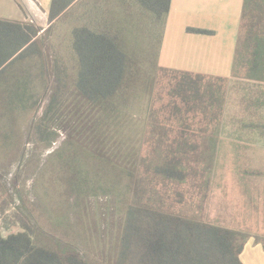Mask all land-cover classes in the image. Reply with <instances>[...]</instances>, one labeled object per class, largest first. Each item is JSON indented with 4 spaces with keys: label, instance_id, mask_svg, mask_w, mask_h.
<instances>
[{
    "label": "rangeland",
    "instance_id": "374dc122",
    "mask_svg": "<svg viewBox=\"0 0 264 264\" xmlns=\"http://www.w3.org/2000/svg\"><path fill=\"white\" fill-rule=\"evenodd\" d=\"M38 2L46 8L50 0ZM41 5L31 0L30 9L27 4L22 11L20 0H0V17L19 21L25 16V22L43 27L39 34L45 37L42 50L49 61L60 54L59 49L67 48L76 27L99 24L98 28L110 29L126 59L117 102L131 112H141L148 121L145 152L152 155L157 148L158 156L173 148L186 177L162 180L141 170L131 176L80 148L59 152L62 132L48 144L43 140L45 110L56 84L49 69V91L36 110L22 106L12 117L8 102L0 100V232L16 230L20 219L33 225L34 216L43 233L58 239L60 246H90V254L96 255L100 246H110L114 221L124 217L132 186L135 202L142 200L162 211L238 231L237 241L243 242V248L247 243L264 248V140L255 138L263 133L264 124L235 122L234 99L242 94L239 83L231 97L229 93L226 108L223 85L209 78L189 96L196 108L172 99L169 91L174 80L163 74V68L184 65L185 55L174 53L176 34L172 32L173 19L180 17L160 19L124 0H78L46 30L47 12ZM32 61L29 57L11 60L0 70V90L12 88V80L20 76L22 67L31 69ZM173 88L177 90L175 84ZM83 176L97 197L81 200L78 187ZM107 196L114 198V212Z\"/></svg>",
    "mask_w": 264,
    "mask_h": 264
},
{
    "label": "trees",
    "instance_id": "16d2710c",
    "mask_svg": "<svg viewBox=\"0 0 264 264\" xmlns=\"http://www.w3.org/2000/svg\"><path fill=\"white\" fill-rule=\"evenodd\" d=\"M77 1L51 0L46 30ZM124 1L138 4L160 19L167 16L170 6V0ZM95 25L73 29L67 48L59 49L60 54L49 61L42 50L45 37L39 34L43 27L0 18V70L11 60L33 59L31 69L22 67L20 76L12 80V88L0 90V100L8 102V114L13 117V111L22 106L38 108L49 91L46 74L51 69L56 84L45 110L43 140L51 144L62 132L65 136L59 152L80 148L127 170L131 176L141 170L162 180H184L182 160L173 148L158 152V156L157 148L152 155L145 152L148 121L141 112H131L117 102L125 78V52L110 29ZM187 30L210 33L200 28ZM163 74L174 80L169 91L172 99L196 108L191 106L189 96L203 88L204 76L166 68ZM210 101L212 105L214 100ZM193 112L202 114L195 109ZM131 188L124 217L114 221L110 246H100L96 255L90 254V246H60L59 240L44 234L36 217L31 216L33 225L20 219L16 230L6 235L0 232V264H242L243 242L237 241L238 231L162 211L142 200L135 202L137 195ZM92 191L87 176H83L78 187L81 200L97 197ZM107 198L114 212V198ZM83 243L88 244V240Z\"/></svg>",
    "mask_w": 264,
    "mask_h": 264
},
{
    "label": "crops",
    "instance_id": "0c3cea01",
    "mask_svg": "<svg viewBox=\"0 0 264 264\" xmlns=\"http://www.w3.org/2000/svg\"><path fill=\"white\" fill-rule=\"evenodd\" d=\"M20 2L22 11L27 4L30 9L31 0ZM49 6L41 5L47 18ZM175 14L180 18H172V32L176 34L174 53L185 55V62L183 66L164 67L202 75L204 83L209 78L222 84L227 97L223 108L227 107L229 93L231 97L235 84L239 83L237 89L242 94L234 99L235 122L264 124V0H170L166 19ZM187 28L210 33L190 32ZM227 81L229 86L225 87ZM235 93L239 94L236 90ZM255 138L264 140V131ZM240 260L242 264H264V248L247 243Z\"/></svg>",
    "mask_w": 264,
    "mask_h": 264
}]
</instances>
